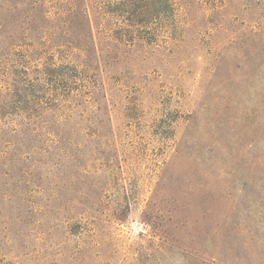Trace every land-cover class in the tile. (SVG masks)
<instances>
[{"label": "rangeland", "instance_id": "1", "mask_svg": "<svg viewBox=\"0 0 264 264\" xmlns=\"http://www.w3.org/2000/svg\"><path fill=\"white\" fill-rule=\"evenodd\" d=\"M138 1L0 0V264H264V0Z\"/></svg>", "mask_w": 264, "mask_h": 264}, {"label": "trees", "instance_id": "2", "mask_svg": "<svg viewBox=\"0 0 264 264\" xmlns=\"http://www.w3.org/2000/svg\"><path fill=\"white\" fill-rule=\"evenodd\" d=\"M127 2L124 3L125 9V20L127 21V27H133L137 22L135 21L137 17L143 16L144 12L147 10V4L141 3L138 0H126ZM137 2V5L136 3ZM155 2L153 6H155ZM129 28H127L128 30Z\"/></svg>", "mask_w": 264, "mask_h": 264}]
</instances>
